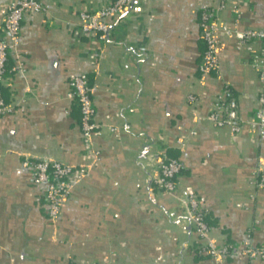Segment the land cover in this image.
I'll return each mask as SVG.
<instances>
[{
    "label": "crops",
    "instance_id": "1",
    "mask_svg": "<svg viewBox=\"0 0 264 264\" xmlns=\"http://www.w3.org/2000/svg\"><path fill=\"white\" fill-rule=\"evenodd\" d=\"M12 45L0 115V264H264V136L252 126L234 134L207 115L228 84L240 116L251 120L264 94L252 66L261 41L239 46L223 29L264 30V0H138L103 43L83 36L78 13L110 0H41ZM10 0H0L2 10ZM216 12L218 74L201 81L200 15ZM93 88V144L84 151L72 79ZM194 96V100H190ZM182 139V146L178 140ZM182 163V191L198 195L211 236L231 253L199 255L192 222L162 194L156 157ZM48 157L74 175L59 222L48 218L44 185L32 182L26 158Z\"/></svg>",
    "mask_w": 264,
    "mask_h": 264
},
{
    "label": "built area",
    "instance_id": "2",
    "mask_svg": "<svg viewBox=\"0 0 264 264\" xmlns=\"http://www.w3.org/2000/svg\"><path fill=\"white\" fill-rule=\"evenodd\" d=\"M138 0H110L105 5L78 13L80 33L86 37H92L105 42L124 20L135 2ZM45 4L41 0H10L2 10V33L0 34V115L10 112L3 95L5 80L16 69L10 66V51L12 45L18 41L22 31L23 21L27 13L43 12ZM216 12L212 8L205 9L200 15L201 38L205 46L200 61L201 81L212 74H218V41L216 32ZM224 33L234 36L239 46H243L252 40L261 41V47L252 57V66L258 70L260 81L264 82V30L256 32L251 29H223ZM70 97L75 101L80 111V130L82 134L84 151L87 155L98 157L99 152L93 144V136L100 125L95 121L96 108L93 101V88L87 74L82 73L72 79ZM190 96V100H194ZM260 106L251 120H244L240 116V105L234 90L224 85L221 92L212 103V109L207 115L216 126H228L234 134L242 131L244 126H252L264 136V94L259 98ZM182 146L183 140H178ZM157 167L160 173L158 186L162 194L170 195L176 202V207L181 208L186 217L192 222L194 231L199 238L197 253L212 260L231 253V245L224 243L218 245L211 236V227L207 222V213L202 207L198 195L194 192L182 191L179 188L178 179L182 174L183 166L179 159L170 157L163 152L156 157ZM31 175L32 182L36 185H44V197L48 204V218L52 225H56L61 217L62 206L68 199L73 188V176L78 179L84 176L82 170L63 163L59 160L41 157L37 159L26 158L23 161ZM258 188L264 190V173L256 179ZM245 253L255 258L259 254L264 255V247L257 249L249 246Z\"/></svg>",
    "mask_w": 264,
    "mask_h": 264
},
{
    "label": "trees",
    "instance_id": "3",
    "mask_svg": "<svg viewBox=\"0 0 264 264\" xmlns=\"http://www.w3.org/2000/svg\"><path fill=\"white\" fill-rule=\"evenodd\" d=\"M204 49H205V46H204ZM177 159V158H176ZM182 172H183V170H182ZM207 219H208V217H207ZM207 222H208V220H207ZM209 224V223H208Z\"/></svg>",
    "mask_w": 264,
    "mask_h": 264
}]
</instances>
